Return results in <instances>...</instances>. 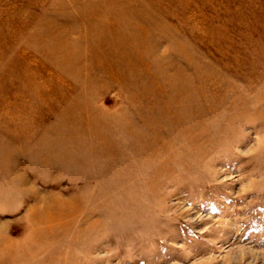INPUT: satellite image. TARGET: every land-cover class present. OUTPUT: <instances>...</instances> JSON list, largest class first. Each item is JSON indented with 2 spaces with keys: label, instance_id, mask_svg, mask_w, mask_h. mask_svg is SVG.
<instances>
[{
  "label": "rangeland",
  "instance_id": "obj_1",
  "mask_svg": "<svg viewBox=\"0 0 264 264\" xmlns=\"http://www.w3.org/2000/svg\"><path fill=\"white\" fill-rule=\"evenodd\" d=\"M0 264H264V0H0Z\"/></svg>",
  "mask_w": 264,
  "mask_h": 264
}]
</instances>
